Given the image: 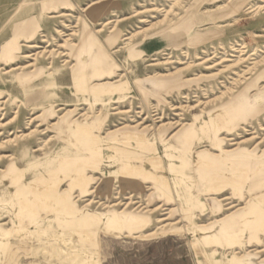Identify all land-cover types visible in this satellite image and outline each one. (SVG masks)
Returning <instances> with one entry per match:
<instances>
[{"label":"rangeland","instance_id":"1","mask_svg":"<svg viewBox=\"0 0 264 264\" xmlns=\"http://www.w3.org/2000/svg\"><path fill=\"white\" fill-rule=\"evenodd\" d=\"M54 1L43 74L23 87L33 69H0V264H264V101L222 112L264 94V0ZM84 23L114 68L90 88L114 92L74 85ZM127 166L143 172L125 178ZM114 214L145 224L110 228Z\"/></svg>","mask_w":264,"mask_h":264},{"label":"bare ground","instance_id":"2","mask_svg":"<svg viewBox=\"0 0 264 264\" xmlns=\"http://www.w3.org/2000/svg\"><path fill=\"white\" fill-rule=\"evenodd\" d=\"M2 1H3V4L2 5L0 4V24L3 22V23H5V25L3 26V29L0 31V69L2 68V66H9V67L13 68L12 70H17V71L18 70L24 71V70H28V69H33L29 73L22 72V73H19V75L17 76L18 79H19L20 84L24 87L25 84H27V83L29 84L31 81L33 82V80H35L36 78H39L43 74V69L37 70L35 68L36 67V63L38 62V57H40L42 55V53H43V52H36L38 49H42L43 48L41 46V44L38 43V40L42 38V25H41V21H42V4H43V12L47 11V10L54 9V8H59L60 6H59V4H51V3L55 2L54 0H51L49 2L44 1L43 3H42V0H1L0 2H2ZM68 4L69 3H65V5H68ZM96 4L97 3H95L94 5H96ZM94 5H92V6H94ZM92 6L88 7L86 10H89V8L91 9ZM28 9L30 11H37V15H30V16L26 15L27 14L26 12L29 11ZM98 10H99L98 7L92 8V10L89 11V14L94 15V14H96V12ZM101 31L102 30L97 31V34H99ZM59 33L62 34V32H59ZM74 35H75V32H72L70 35H66V36H69L70 38H68V40H71L72 37H74ZM44 39H45L44 41L46 43H49V42H47L45 37H44ZM68 43H70V42H68ZM71 47H73L72 49H74V55H75V57L77 59V64H76V67H75L76 71L74 72V83H75L74 85L79 90H84L86 92H92V94L98 95V96H99V94L101 95V93H104V92L106 93V91L114 92L115 88H113V89H111V88L110 89L109 88H99V89L90 88V82L94 78H100V77H104L105 75H110L112 72H114V68L112 69V64L108 60L109 55H108V53H106V50H105L103 44L100 42L99 38L96 36V33L90 32V30L88 28V25L86 23H84V25H83V31H82V35L80 37L79 43L71 44ZM25 49H30L32 52L27 54L25 52ZM34 52H36V53H34ZM45 53H47V52H45ZM58 53H61V52H58ZM23 59H31V60H33V62L28 61V62H26V63H28L27 65L21 66V61ZM9 72H11V71L8 70L7 73H9ZM43 91L44 90L42 89V94H43ZM89 94H91V93H89ZM261 96H264V95H260V98H261ZM260 98H258V100H254L253 101V107H252V101L250 100L249 95L247 96L246 93H242L234 100V102L232 104L230 103L229 106L226 105L223 108V111H222L223 112V116H225L226 114L229 115L230 114L229 112H233L234 115L236 114V115H238V117H240L242 112L245 111V113H248V112L251 111V108H255L256 101L259 102V100H262L263 97L261 99ZM85 104H87V103H85ZM48 112H50V113L53 112V109L51 111L49 110ZM219 117L220 116H218L216 114V116H214V118L211 120V122L215 121V120H218ZM104 118H103V120H104ZM64 122L67 125H69L68 127H70V130H73L74 129L73 127H76V124L70 122L69 118L65 119L63 121V123ZM96 123L98 124L99 122H96ZM103 124H104V122H103ZM95 126H96V124H95ZM192 131L194 132L193 129L185 130L184 136H183V140L184 141H187V138L191 135ZM92 144H94V143L92 142ZM184 145H186V144L184 143ZM92 153L94 154V152H92ZM94 155H96V153ZM93 157H95V159L100 158L99 156H93ZM89 160L85 159L86 162H88ZM95 161L96 160H94V162ZM98 161H100V160H98ZM129 161H127V162H129ZM73 162H74V160H73ZM69 163H71V162L69 161ZM88 163H87V166H90V165H88ZM152 163H154V162H152ZM123 164H125V163H123ZM154 164H155V168L157 170H159V171L162 170V167L160 166V164H158V163H154ZM94 166H95V164H94ZM132 167L127 166V167L124 168L126 170V171H124L126 177H125V175H123L125 178L131 177V179H132L134 176L138 175L139 172L140 173L143 172V169H141L142 166L140 167V169H136L135 166L132 169ZM136 167H138V166H136ZM119 170H121V169H119ZM121 171H123V170H121ZM10 174L12 176L13 175L16 176L17 173L12 172ZM148 175H149V172H148L147 176ZM148 177H150V176H148ZM151 177H154V175L151 176ZM159 178L161 179L162 183H160V182L157 183L156 182L157 183L156 184L157 191L162 192L163 197H167L169 192H168V187L166 185L167 184L166 183V179L163 176H157L156 177L157 181L159 180ZM78 180H79V178H78ZM73 181L74 180H72V182ZM153 181H154V178H153ZM87 182H89V181H87ZM80 184H81V182H80ZM85 186L86 185L84 184L83 185L84 188H82V187H80V188L85 189ZM74 187H75V185H74ZM83 192H85V191H83ZM49 197H51L50 194H49ZM53 198H55V196H53ZM53 198H49V199H53ZM114 205H116V204H114ZM120 205H121V203H120ZM111 206H113V204ZM142 207L146 208L145 206H142ZM70 213H72V212L70 211ZM94 219H95L94 215H85L83 217V220L86 223H88L89 226H90V223L92 221H94ZM145 220H146L145 217L136 216V215L120 216L119 214H114L113 217H111L109 219V226H110V228H112V227L113 228H121L122 226L123 227L125 226V227L130 228L131 231H136V230H138L141 227L142 224H145ZM83 230H86V229H83ZM83 230H78V231L80 233V231H83ZM87 231H89V230H87ZM83 232L85 233L86 231H83ZM86 233H88V232H86ZM88 234H86L88 237L85 235L86 238H87L86 241H93L95 233L93 234L92 232L89 231ZM153 234L154 233H151L148 236H151V235L153 236ZM7 248H8V243L0 242V250H6ZM263 251H264V249H263ZM261 252L262 251H260V253ZM247 260L248 261L246 263H244V264H250L249 263L250 260L249 259H247Z\"/></svg>","mask_w":264,"mask_h":264},{"label":"crops","instance_id":"3","mask_svg":"<svg viewBox=\"0 0 264 264\" xmlns=\"http://www.w3.org/2000/svg\"><path fill=\"white\" fill-rule=\"evenodd\" d=\"M260 95H264L263 93H260V94H258L257 96H255V97H253V98H250V100L252 101V107H253V101L254 100H258V98H260ZM263 97V98H262ZM261 98H262V100H259V102H257L256 101V103H255V108H251V110H254V109H256L257 107H258V105L262 102V101H264V96H261ZM260 98V99H261ZM250 264H253L252 262H251V260H250Z\"/></svg>","mask_w":264,"mask_h":264}]
</instances>
